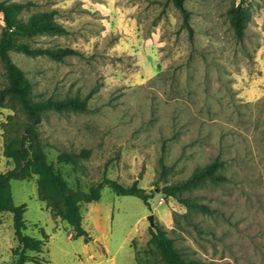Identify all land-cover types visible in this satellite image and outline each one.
I'll use <instances>...</instances> for the list:
<instances>
[{"label": "rangeland", "instance_id": "1", "mask_svg": "<svg viewBox=\"0 0 264 264\" xmlns=\"http://www.w3.org/2000/svg\"><path fill=\"white\" fill-rule=\"evenodd\" d=\"M1 1L31 2L23 20L53 11L66 30L18 41L77 51L63 61L11 52L33 99L91 95L85 111L44 113L38 131L49 162L74 190L107 177L153 194L147 206L105 186L99 201L82 204L85 243L39 197L38 176L12 179L14 204L26 205L22 235L43 241L40 254H28L41 264H165L151 243L160 228L188 260L264 264V0H186L192 31L171 0ZM233 5L247 15L241 40L226 14ZM4 26L0 15V38ZM5 72L0 59V89ZM5 106L0 174L15 168L6 137L26 120L19 106ZM62 153L76 163L58 164ZM215 161L222 180L180 195L208 212L163 193ZM19 248L14 214L1 213L0 264H14Z\"/></svg>", "mask_w": 264, "mask_h": 264}, {"label": "trees", "instance_id": "2", "mask_svg": "<svg viewBox=\"0 0 264 264\" xmlns=\"http://www.w3.org/2000/svg\"><path fill=\"white\" fill-rule=\"evenodd\" d=\"M171 1L182 12L186 27L192 31L189 24L190 14L184 5L186 0ZM30 6L31 2L1 1L0 3V15L5 23L0 38V59L8 78V85L0 89V108L6 107L7 104L14 108L19 106L26 116L22 129H19L15 136L6 137L4 156L15 163V168L0 174V214L8 212L14 214L15 235L21 243V248L15 251L18 257L14 264H41V259L29 255L28 252L40 254L43 249V241L22 235L25 228L26 205L16 206L14 204L10 186L12 179H30L33 175L38 176L39 197L45 201L55 216L61 217L69 224L72 229V239L83 238L85 243L91 241V236L82 224V204L99 201L105 186L110 187L118 196L136 197L147 206L153 198L152 193L138 187L137 183L126 187V185L107 177L88 191L74 190L54 164L49 162L38 131L44 113L50 110L58 113L85 111L91 95L84 99L68 97L61 101L53 99L35 101L33 99L32 85L24 72L12 60L11 52L17 51L28 56H47L52 60L63 61L66 57L77 54V51L71 48L32 47L27 42L18 41L19 38L30 39L40 34H63L66 32L65 28L55 21L53 11L36 12L31 14L27 20H23L21 14ZM226 14H228L236 38L241 40L244 37L247 23V15L242 5L237 7L233 5ZM76 161V156L70 153H62L57 157V163L61 165L74 164ZM221 168L222 163L215 161L192 174V177L165 186L162 191L166 197H173L187 206L190 205V207L208 212V207L182 200L180 195L208 180H222V176L217 174ZM151 243L156 247L165 264H205L199 259L188 260L185 258L175 247L173 240L160 228L153 233Z\"/></svg>", "mask_w": 264, "mask_h": 264}, {"label": "water", "instance_id": "3", "mask_svg": "<svg viewBox=\"0 0 264 264\" xmlns=\"http://www.w3.org/2000/svg\"><path fill=\"white\" fill-rule=\"evenodd\" d=\"M149 220H150V222H151V225H153V216H152V215L149 216Z\"/></svg>", "mask_w": 264, "mask_h": 264}]
</instances>
